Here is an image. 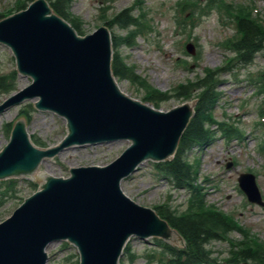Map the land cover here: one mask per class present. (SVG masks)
Returning a JSON list of instances; mask_svg holds the SVG:
<instances>
[{
    "label": "rangeland",
    "instance_id": "1",
    "mask_svg": "<svg viewBox=\"0 0 264 264\" xmlns=\"http://www.w3.org/2000/svg\"><path fill=\"white\" fill-rule=\"evenodd\" d=\"M17 2L0 0V15L15 12ZM184 2L185 6L181 0H71L69 14L86 34L111 19L110 34L116 41L113 52H118L132 66L139 81L116 78L119 87L131 97L151 104L145 98L147 90L156 88L167 93V98L155 105L162 110L189 98L176 91L178 83L195 81L207 70H222L215 81L219 96L211 108L201 114L209 123L211 137L189 150L187 158L197 171L204 202L230 214L240 225L241 231L230 233L226 238L233 243L244 239L246 242L257 240L264 245V205L248 201L237 184L240 173H253L264 201V45L253 51L247 58L250 61H242L229 43H233L236 36L235 19L246 11L264 27V0H224V3H232L229 6L223 5L221 0ZM128 7L137 16L134 25L125 24L127 11L125 17L115 16ZM185 40L192 44V53L185 50ZM229 58L231 60L222 66ZM14 70L12 51L0 43V76L7 77V86L0 88V103L31 81L29 76ZM196 85L197 82L190 86L192 95ZM260 87L262 90L258 92ZM33 101L27 100L0 112V149L8 141L14 120L22 113L26 115L27 132L38 147L53 146L63 138L66 120L54 112L36 109ZM231 126L238 129L237 135L223 137V129ZM129 143V140H119L68 147L52 157H45L34 172L67 176L72 166L104 165ZM229 161L232 164L226 167ZM120 185L127 196L146 206L165 204L182 214L191 203L188 198L192 193L174 188L152 161H144ZM37 187L33 178L0 180V221ZM227 239L208 245V250L216 257L215 264H230L225 261L229 249ZM46 251V264H78L77 251L68 242L50 243ZM163 257L164 253L151 238L131 237L122 264H164Z\"/></svg>",
    "mask_w": 264,
    "mask_h": 264
},
{
    "label": "water",
    "instance_id": "2",
    "mask_svg": "<svg viewBox=\"0 0 264 264\" xmlns=\"http://www.w3.org/2000/svg\"><path fill=\"white\" fill-rule=\"evenodd\" d=\"M0 42L14 51L18 70L33 79L8 96L0 110L38 97L35 106L63 115L69 130L60 145L41 150L30 142L24 122L17 121L9 143L0 151V179L29 176L42 157L71 144L132 140L109 165L72 168V176L65 179L48 177L16 206L0 222V264H45V247L64 239L77 247L80 264H117L128 235L173 236L175 230L154 211L122 193L119 180L143 159H163L173 153L191 114L190 105L159 112L123 95L110 72L107 28L80 37L51 13L44 0L0 20ZM19 118L26 120V115L19 114L14 122ZM41 172L29 177L38 187L45 176ZM239 180L250 199L260 202L253 177L242 175Z\"/></svg>",
    "mask_w": 264,
    "mask_h": 264
},
{
    "label": "trees",
    "instance_id": "3",
    "mask_svg": "<svg viewBox=\"0 0 264 264\" xmlns=\"http://www.w3.org/2000/svg\"><path fill=\"white\" fill-rule=\"evenodd\" d=\"M24 4L19 6L23 7ZM53 8L59 14L67 16L68 2L67 0H55L52 3ZM126 12L122 11L119 16L125 17ZM75 27L78 25L74 24ZM241 39L237 41V46L242 49L241 56L256 50L261 46L264 40V27L259 22L254 21L248 15L241 16L238 22ZM112 69L114 74L120 77L133 79L132 70L118 57H114L112 61ZM211 70H207V76L198 80V105L197 110L200 115L206 109L211 108L217 98L215 85H210L212 76L215 74ZM210 76V80L208 77ZM190 84L182 85L179 90L187 91ZM157 98L163 96L162 93L153 91ZM197 113V112H196ZM197 113V114H199ZM202 116V115H201ZM207 137V131L201 117L191 119L184 133L180 138V149L186 145L191 147L192 144H200L201 140ZM188 147V148H189ZM168 178H170L176 187L195 188L194 172L189 163L183 157V154L176 155L170 160L158 165ZM158 212L164 216L171 225L176 227L186 240L184 249H176L169 245H164L170 252L168 261L165 264H212L213 259L210 257L208 250L205 248L210 240L224 239L228 232L234 229V224L221 213L212 211L205 206L197 205V207L186 215H174L171 211L162 206L158 207ZM234 253L230 261L238 262L239 260L251 259L257 264H264V245L259 242L236 243L233 245Z\"/></svg>",
    "mask_w": 264,
    "mask_h": 264
},
{
    "label": "bare ground",
    "instance_id": "4",
    "mask_svg": "<svg viewBox=\"0 0 264 264\" xmlns=\"http://www.w3.org/2000/svg\"><path fill=\"white\" fill-rule=\"evenodd\" d=\"M252 52V51H251Z\"/></svg>",
    "mask_w": 264,
    "mask_h": 264
}]
</instances>
